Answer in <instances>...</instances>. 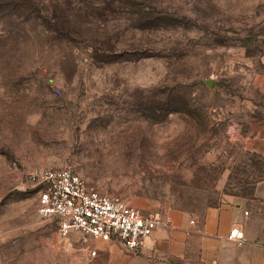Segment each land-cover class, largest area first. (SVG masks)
<instances>
[{
  "label": "rangeland",
  "instance_id": "rangeland-1",
  "mask_svg": "<svg viewBox=\"0 0 264 264\" xmlns=\"http://www.w3.org/2000/svg\"><path fill=\"white\" fill-rule=\"evenodd\" d=\"M262 123L264 0H0V264L91 244L40 216L29 170L194 218L264 179Z\"/></svg>",
  "mask_w": 264,
  "mask_h": 264
},
{
  "label": "crops",
  "instance_id": "crops-1",
  "mask_svg": "<svg viewBox=\"0 0 264 264\" xmlns=\"http://www.w3.org/2000/svg\"><path fill=\"white\" fill-rule=\"evenodd\" d=\"M247 147L264 157V123L255 124ZM171 227L155 229L137 250L122 249L114 240H94L95 255L86 249L80 264H264V179L248 197L206 207L194 218L184 211L165 213ZM233 226L244 234L241 245L229 240Z\"/></svg>",
  "mask_w": 264,
  "mask_h": 264
},
{
  "label": "built area",
  "instance_id": "built-area-1",
  "mask_svg": "<svg viewBox=\"0 0 264 264\" xmlns=\"http://www.w3.org/2000/svg\"><path fill=\"white\" fill-rule=\"evenodd\" d=\"M27 179L37 189L38 213L55 220L60 236L78 231L84 242L114 240L122 249L134 251L146 244L155 229L172 225L165 213H144L119 196L100 193L69 167H36L27 172ZM227 238L241 245L244 234L233 226ZM87 250L96 253L92 244Z\"/></svg>",
  "mask_w": 264,
  "mask_h": 264
},
{
  "label": "water",
  "instance_id": "water-1",
  "mask_svg": "<svg viewBox=\"0 0 264 264\" xmlns=\"http://www.w3.org/2000/svg\"><path fill=\"white\" fill-rule=\"evenodd\" d=\"M208 83L210 84L211 82L209 81Z\"/></svg>",
  "mask_w": 264,
  "mask_h": 264
}]
</instances>
